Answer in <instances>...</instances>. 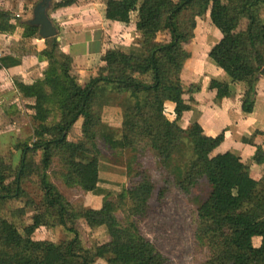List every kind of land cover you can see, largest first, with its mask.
Listing matches in <instances>:
<instances>
[{
  "label": "trees",
  "instance_id": "obj_1",
  "mask_svg": "<svg viewBox=\"0 0 264 264\" xmlns=\"http://www.w3.org/2000/svg\"><path fill=\"white\" fill-rule=\"evenodd\" d=\"M104 1L109 22H127L131 12L138 11L136 42L128 52L103 54L104 63L84 84L73 72L72 55L61 52L58 36L43 40L41 54L55 76L48 82L49 93L28 105L34 138L18 140L15 166L0 156V210L10 209L0 212V264H172L140 232L137 221L150 214L154 203L164 201L171 182L194 196L196 251L207 247V264H264V173L255 179L240 156L216 152L224 133L211 137L198 122L189 128L178 123L191 109L181 72L191 55L188 46L196 36V19L207 14L221 32L210 56L223 73L211 81L210 90L221 101L231 95V83L247 82L243 111L253 112L256 86L264 77V0ZM78 3L59 0L54 8ZM13 19L0 10V31L13 32ZM160 33L164 38L158 40ZM23 36L38 38L39 27L26 25ZM6 58L1 62L7 68L20 62ZM111 89L127 95L122 108L104 107L116 96ZM49 97L57 103L52 121ZM167 103L174 105L173 120L166 114ZM78 125L81 134L75 130ZM100 145L135 153L151 147L171 178L157 181L146 168H134L132 161L127 165L132 179L126 185L122 170L103 156ZM56 158L68 184L88 192L111 188L117 191L116 199L105 198L100 208L70 203L49 175ZM253 161L264 163L261 144ZM32 183L39 193L29 189ZM17 201H24L23 207L13 208ZM29 207L35 210L31 216ZM118 212L125 215L124 223ZM27 218L31 223L20 224ZM82 222L91 229L104 228L108 240L85 246ZM41 227H62L72 238L37 240L34 235Z\"/></svg>",
  "mask_w": 264,
  "mask_h": 264
},
{
  "label": "crops",
  "instance_id": "obj_2",
  "mask_svg": "<svg viewBox=\"0 0 264 264\" xmlns=\"http://www.w3.org/2000/svg\"><path fill=\"white\" fill-rule=\"evenodd\" d=\"M39 1L0 0V10L8 11L15 17L12 20L15 25L13 32L0 31L1 102L24 103L28 100L27 102L30 103L32 97L46 94L44 90L54 74L44 67L47 60L41 56L43 40L39 37L24 38L23 36L25 26L33 18L34 9L30 10V6H36ZM56 1L59 0H53L54 5ZM54 5L49 15L59 30L61 51L72 55L73 67L76 71L88 72L94 76L97 72L95 66L102 64L103 54L116 49L128 52L136 42L137 10L131 12L127 22H109L105 17L104 0H79L74 6L58 9H55ZM207 39V42H196V40L194 42L199 43L200 46H209V38ZM218 41L212 43L210 47L212 48ZM196 46L190 49L191 60L196 54ZM3 57H7L8 61L16 59L20 62L7 68L1 62ZM190 62L188 64H192ZM210 63H214L213 69L208 65L207 74L195 81H192L191 75L185 73L187 72L185 66L181 72V79L187 91L185 98L190 105V112H195L196 116L191 122H198L207 136L216 137L224 133L225 140L221 145L227 149L225 151H234L233 153L240 156L244 163L249 164L251 175H255L253 178L259 179L264 173L262 167L264 163L253 161V156L257 145L261 144L264 148V141L260 136H264V77L259 78L256 86L258 94L253 112L245 113L241 95L247 91L248 83H231V95L218 101L215 92L210 90V84L213 79L222 77L223 73L213 60ZM198 65L200 68H205L202 64ZM90 79V76H83L84 84ZM24 86L28 92L25 95L22 91ZM5 98L7 101H4ZM112 101L115 102L116 99ZM117 104L122 106L121 102ZM245 134H249L250 137L244 136ZM256 138H260V141Z\"/></svg>",
  "mask_w": 264,
  "mask_h": 264
},
{
  "label": "rangeland",
  "instance_id": "obj_3",
  "mask_svg": "<svg viewBox=\"0 0 264 264\" xmlns=\"http://www.w3.org/2000/svg\"><path fill=\"white\" fill-rule=\"evenodd\" d=\"M52 5H54V2ZM52 10L53 6L51 7L50 12ZM262 12L263 14L261 13V18L264 20V11ZM195 33L196 36L192 40L193 43L189 44L190 46H188V48L190 50L192 49V46L197 45L195 47L196 54L194 55L192 60L190 58L185 63V70H187V72L185 73L192 76V81H195L198 78H202L203 75L205 76L208 71L206 69L208 68V65L212 68V64L214 63H210V61L213 60L210 56V46L212 43L216 42L221 38L220 30L212 24L211 18L208 14L203 17H198L196 19ZM205 37L209 38V46H200L199 43L195 44L194 40H196V42H207L208 39ZM162 38H164V35L162 33L156 36V39L158 40ZM63 53L65 54V52ZM41 56L44 57L42 54ZM189 61H191L190 63L192 64H188ZM102 63H104L103 60ZM47 64L44 65V67L49 69L50 72H54L52 76L53 78L55 76V70L50 69L49 64ZM198 64L204 65L205 68H200ZM101 65H96L95 67L99 68ZM92 66L94 67V65ZM31 68L34 67L31 66ZM73 72L77 77H80L82 82H84L83 76H93V74H89L88 72L81 73L78 70H74ZM108 87L109 88L107 89L111 88L110 86ZM25 88L26 87L24 86V89H22L24 95L28 93ZM44 91H46V94L49 93L48 88H45ZM109 93H115L116 96H112V98L110 97V99H108V102H105L103 104L104 107L109 105L114 108H122V106L126 102L127 95L122 92H117V89H111ZM113 97L116 99L115 102L112 101ZM32 98L30 99V101H33ZM1 100L2 97L0 96V110H2L0 111V156H3L5 160L8 161V163H12L15 166L17 163H19L20 158V152L16 151L15 149L18 140L34 138V122L32 119L33 111L31 110V108L28 107V100H25L26 102L24 101V103H15L12 101L5 103L1 102ZM4 101H7V99L5 98ZM120 102L122 103V106H119V104H117ZM56 105L57 103L54 97H49L46 104L47 107L51 108L52 113V115H49V121H52L55 118L54 115L56 114L57 110ZM103 105L101 106L102 108ZM2 106L3 109H1ZM166 114L171 120L175 118L174 105L172 103L167 104ZM195 117V112L192 113L189 111L183 115V117L178 121V123L183 128H189L190 125L193 123L191 122V120H194ZM107 126L112 128V126L109 124H107ZM116 126L117 125H115V127ZM75 130L78 134H81V129L79 128V125L76 127ZM117 133L121 136V133L119 131H117ZM244 136L250 137L249 134H245ZM260 136L264 141V136ZM252 138H254V136ZM256 139L260 141V138ZM100 146L104 154L103 156H105L106 159H109L110 161L115 163L118 169L122 170L123 176L125 175L126 185L131 183L132 177L129 176V169H127V165L128 163L129 165L132 164V161L134 163V168H136L137 166L143 169L146 168L150 172L152 177L157 181H161L165 177H170L168 169H166L160 164L156 154L154 153L153 149H151V147L147 148L146 150H141L140 153H135L128 148L108 150L104 148L103 145ZM225 150L227 149H225V147L221 145L217 148L216 152H224ZM262 167L264 168V166ZM63 173L64 169L63 167H61L60 162L56 158L52 168L49 171V175L51 176L52 181L59 187L60 191L66 196L68 201L74 205L100 208L105 198L108 197L116 199L117 197V191L111 188H100L95 190V192H88L83 190L79 186H71L66 182ZM171 183L172 184H170V188L167 191V195L165 196L164 201L161 204L154 203L152 210L150 211V214L147 217L141 220H137L136 218V220L138 221L139 230L152 243H154V245H156L160 253H162L172 261V264H207V247L200 246V250L198 249V252L196 251V234L198 224L196 221L197 204L193 199L194 196L192 194H183V192L179 189L177 185H175L174 182ZM28 187L31 191L39 193L34 183L29 184ZM34 195L37 197L36 194ZM23 205L24 201H17L13 204L12 207L18 208L23 207ZM9 211L10 209L7 211L0 210L3 215ZM27 211L29 216H31L35 212L33 207L27 208ZM117 216L121 222H125V215L123 213L118 212ZM28 223H31L29 218L25 219L24 222H20V224ZM80 229L82 241L87 247H91L97 242H103L108 240L107 232L104 228L91 229L82 222L80 225ZM34 238L37 240H49L59 242L72 238V234L62 227H57L53 229L41 227L35 233ZM254 243L255 245L259 244L257 239H255Z\"/></svg>",
  "mask_w": 264,
  "mask_h": 264
},
{
  "label": "water",
  "instance_id": "obj_4",
  "mask_svg": "<svg viewBox=\"0 0 264 264\" xmlns=\"http://www.w3.org/2000/svg\"><path fill=\"white\" fill-rule=\"evenodd\" d=\"M52 4L53 0H40L34 7L33 18L29 21V24L39 27V39L41 40L53 36H58L60 40L59 30L49 15ZM262 71L264 72V68Z\"/></svg>",
  "mask_w": 264,
  "mask_h": 264
}]
</instances>
